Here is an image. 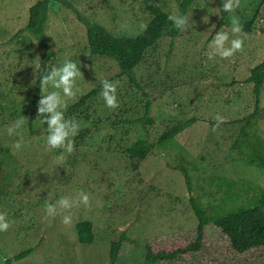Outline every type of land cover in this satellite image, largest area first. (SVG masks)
<instances>
[{
	"label": "rangeland",
	"instance_id": "obj_1",
	"mask_svg": "<svg viewBox=\"0 0 264 264\" xmlns=\"http://www.w3.org/2000/svg\"><path fill=\"white\" fill-rule=\"evenodd\" d=\"M38 1L0 0V169L9 176L3 184L0 177V190L10 192L0 207V264L28 248L32 254L14 264H143L147 245L172 251L195 239L192 199L208 212L264 206V170L249 166L246 151L233 147L242 126L236 121L255 105L253 84L245 81L264 59L262 0H196L174 47L164 38L146 52L134 73L153 101L151 126L135 121L147 98L121 76L115 60L90 54L86 27L60 4L51 5L45 26L55 53L49 67L56 71L41 92L47 119L33 111L43 50L33 35L18 32ZM68 1L117 38L137 36L151 19L141 0ZM155 1L177 19L181 0ZM219 1L228 16L215 31ZM256 10L255 30L247 33L244 23ZM106 81L87 104L72 109ZM186 123L173 145H157ZM255 124L264 140V118ZM139 140L153 146L144 160L128 152ZM227 184L233 185L229 194ZM231 194L235 202H225ZM84 221L93 224L90 245L78 241L76 225ZM122 234L126 240L111 261V244ZM181 261L264 264V246L238 254L209 225L203 250Z\"/></svg>",
	"mask_w": 264,
	"mask_h": 264
},
{
	"label": "trees",
	"instance_id": "obj_2",
	"mask_svg": "<svg viewBox=\"0 0 264 264\" xmlns=\"http://www.w3.org/2000/svg\"><path fill=\"white\" fill-rule=\"evenodd\" d=\"M145 10L150 15V21L146 28L137 36L131 38H117L109 34L102 26L91 21L83 16L68 0H39L29 9V18L26 27L18 33H29L37 38L39 46L43 50V56L40 67L38 69V77L36 81V90L32 102L33 111L39 109L43 120L47 119L46 107L40 106L42 88L51 77L56 75V71L49 67V63L54 57L55 53L49 49L45 37V26L48 21V12L52 4H60L70 9L77 17L78 21L86 27L88 49L92 55H100L109 57L115 60L120 69L121 76H126L129 82L143 93L147 98L144 105L145 112L142 117L137 118L136 123L142 126H151L154 120L151 116L153 101L151 95L144 90L134 73L146 52L154 47L160 40L170 38L172 40L171 48L174 47V40L179 37L182 27L184 25L187 14L196 0H181L179 4V12L177 19H174L165 10L159 6L155 0H141ZM264 0L261 1V3ZM221 9V19L217 24L215 31L225 26L227 19V11L224 5L219 1ZM260 11L256 10L251 21L245 22L243 30L251 33L255 30L254 23ZM260 32L264 34V27L260 28ZM112 78V79H116ZM111 81V80H109ZM108 81L100 84L95 89L82 96L80 100L72 107H78L87 104V102L96 96L100 91L107 86ZM245 83L253 84V94L255 96V105L253 112L241 120H237L242 126L239 132V138L234 144L235 150L246 151L245 161L249 166H255L264 170V140L257 132L256 120L259 117L264 118V108L261 107V94L264 88V59L250 70V76ZM187 126V123L182 126H176L164 133L157 142L158 146L170 147L174 144V137L181 133ZM153 148L145 141L139 140L134 143L128 152L132 158L144 160L146 155ZM182 174L185 177L187 188L191 191L190 177L185 168L180 167ZM2 169H0L1 183L3 184L8 175L3 176ZM222 179V178H221ZM225 180L222 179L219 187L222 188ZM228 194L231 193L232 184H227ZM10 195L5 194L0 190V207L4 204L6 198ZM237 195H227L225 200L234 203ZM259 201V200H257ZM260 202V201H259ZM193 211L198 219L196 228V237L193 241L187 243L183 247H178L172 251H153L147 245L145 248L143 264H184L181 260L184 256L193 253H199L204 248L205 230L209 225L218 228L229 240L231 248L238 254H244L253 249L264 246V206H252L250 203L242 204L231 209L218 207L208 212L195 199L191 200ZM223 209V210H222ZM217 210L225 211L219 214ZM217 211V212H216ZM220 211V212H221ZM218 213V214H217ZM78 241L81 244H93V224L90 221L80 222L76 225ZM122 239L113 242L110 247V259L114 261L117 257V252L123 240H126L125 234H122ZM33 248L25 249L17 255L6 259L4 264H14L24 258L30 256Z\"/></svg>",
	"mask_w": 264,
	"mask_h": 264
},
{
	"label": "crops",
	"instance_id": "obj_3",
	"mask_svg": "<svg viewBox=\"0 0 264 264\" xmlns=\"http://www.w3.org/2000/svg\"><path fill=\"white\" fill-rule=\"evenodd\" d=\"M251 69H252V68H251ZM234 80L236 81L237 79L234 78ZM238 82H240V81H238ZM229 107H230V106H229ZM222 116H223V114H222Z\"/></svg>",
	"mask_w": 264,
	"mask_h": 264
}]
</instances>
